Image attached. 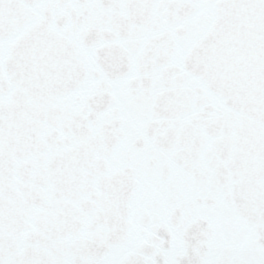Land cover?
<instances>
[{
    "label": "snow or ice",
    "instance_id": "snow-or-ice-1",
    "mask_svg": "<svg viewBox=\"0 0 264 264\" xmlns=\"http://www.w3.org/2000/svg\"><path fill=\"white\" fill-rule=\"evenodd\" d=\"M0 264H264V0H0Z\"/></svg>",
    "mask_w": 264,
    "mask_h": 264
}]
</instances>
